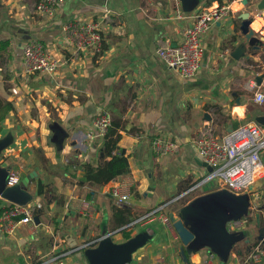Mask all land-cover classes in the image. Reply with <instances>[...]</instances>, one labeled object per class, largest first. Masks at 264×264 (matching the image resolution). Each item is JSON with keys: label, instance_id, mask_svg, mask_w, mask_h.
<instances>
[{"label": "crops", "instance_id": "1", "mask_svg": "<svg viewBox=\"0 0 264 264\" xmlns=\"http://www.w3.org/2000/svg\"><path fill=\"white\" fill-rule=\"evenodd\" d=\"M194 1L188 10L180 0L179 17L173 0H63L50 17L36 10L38 0H0V99L13 105L0 123V140H7L0 165L21 180L29 178L27 191L40 218L13 234L0 230V264H45L51 256L96 264L92 251L103 240L122 245L140 238L127 264H160L161 259V264H245L255 244L264 246L247 237L222 255L208 243L184 245L176 229L156 217L137 222L193 183L200 185L186 196L189 203L217 189L197 135H222L234 118L241 125L264 112V102L255 100L264 77L261 85L254 81L264 75V42L254 49L241 32L238 15L249 8L242 0H218L229 1L231 10L204 34L202 66L194 76H181L157 55L160 44L179 41L193 16L214 2ZM237 4L243 8H234ZM73 18L99 24L102 52L73 49L62 31ZM30 39L43 41L59 56L56 72L25 71L23 46ZM236 106L244 107L242 115L234 113ZM103 107L118 123L120 150L129 155L131 171L106 184L81 183L82 163L102 160L103 139L90 135ZM157 138L173 140L178 148L159 153L153 146ZM261 157L264 162V149ZM120 181L127 185V204L135 215L123 226L129 239L113 215V205L121 203L110 192ZM255 188L263 192L264 174ZM9 201L0 195V211ZM182 206L174 202L166 211L179 214ZM261 214L264 223V209Z\"/></svg>", "mask_w": 264, "mask_h": 264}, {"label": "built area", "instance_id": "2", "mask_svg": "<svg viewBox=\"0 0 264 264\" xmlns=\"http://www.w3.org/2000/svg\"><path fill=\"white\" fill-rule=\"evenodd\" d=\"M62 1L38 0L36 10L47 16L55 17ZM173 1L177 15L182 17L180 0ZM230 10L231 3L229 1L200 9L182 29L179 41L173 44H160L157 47V55L169 69L178 72L181 76L186 78L194 76L202 66L204 55L202 38L204 34L216 20L226 16ZM62 31L76 52L91 50L94 53H100L103 50L104 36L99 24L93 20L73 18L63 24ZM23 50L22 62L28 73L52 74L62 64L59 56L39 39L27 40ZM257 91L264 93V88L257 89ZM93 121L94 130L90 136L104 139L112 124L110 111L105 107L101 108ZM195 142L201 158L213 166L209 178L218 179L217 188H227L235 193L249 192L251 194L252 207L249 213L226 222V227L230 231L245 227L251 222L260 202L261 192L255 188V184L264 174V162L261 157V150L264 149V127L257 122H247L222 135L201 132L197 135ZM153 146L159 153H166L178 148L175 141L162 138L153 140ZM20 181L21 178L17 172L9 171L6 180L7 186H12ZM199 185L194 183L174 196L171 201L163 202L155 209L148 211L137 222L156 217L167 228H174L168 211H166L167 206L194 192ZM126 186L124 181L116 182L112 186L110 193L117 203L127 202L130 199V192L125 190ZM251 186L252 189H250ZM37 209V204L32 201L25 204L9 201L0 211V230L6 234L15 233L22 225L34 222ZM263 260L264 246L259 241L246 255L245 264H260ZM159 263H162V259L159 260ZM45 264L69 263L61 257L51 256L45 261Z\"/></svg>", "mask_w": 264, "mask_h": 264}, {"label": "water", "instance_id": "3", "mask_svg": "<svg viewBox=\"0 0 264 264\" xmlns=\"http://www.w3.org/2000/svg\"><path fill=\"white\" fill-rule=\"evenodd\" d=\"M213 5L218 3V0H213ZM185 9H191L195 4L194 0H182ZM242 3L249 7L239 13L240 29L246 36L248 44L254 49H260L261 43L264 42V24L259 28H253L252 24L260 17L264 19V13L254 16V10L264 9V0H242ZM262 74L255 76V83L261 85L263 83ZM207 115V114H206ZM210 118V116H206ZM257 123L264 126V112H260L254 116ZM240 125L239 119H233L230 124L231 131ZM7 140H0V150L5 146ZM125 153V149L122 150ZM205 165L208 169H213V166L206 161ZM9 173L8 167L0 165V195L6 199L17 203H28L32 201V196L27 191L28 177L23 178L19 183L12 186L6 185L7 176ZM253 187L251 186L250 189ZM261 192V191H260ZM252 207V198L249 192L235 193L227 188H217L213 191L197 196L192 204L183 206L181 213L175 211L168 212L169 217L176 229L181 241L184 245L189 244H211L214 249L218 250L222 255H227L231 252L234 242L237 239V233L230 231L226 227V222L230 219H238L249 213ZM264 209V189L260 194V202L258 209L255 211V221L259 226L258 240L264 241V223H262L261 210ZM39 214L34 215V221L39 223ZM141 242L140 238L129 240L125 244L115 245L109 240H103L101 248L95 249L92 252L97 255L96 264H127L129 253Z\"/></svg>", "mask_w": 264, "mask_h": 264}, {"label": "trees", "instance_id": "4", "mask_svg": "<svg viewBox=\"0 0 264 264\" xmlns=\"http://www.w3.org/2000/svg\"><path fill=\"white\" fill-rule=\"evenodd\" d=\"M12 108L11 102L0 99V123ZM120 138L121 133L118 123L112 121L108 133L103 139L102 160L96 163H82L84 173L80 178L81 183L106 184L130 173L131 164L129 155L122 153L120 150ZM131 209V206L127 202L113 205V215L116 219L117 227H123L135 219V215L131 212ZM38 212L39 208L37 209ZM122 230L125 233L124 237L129 239L130 233L127 232L126 227H123Z\"/></svg>", "mask_w": 264, "mask_h": 264}, {"label": "rangeland", "instance_id": "5", "mask_svg": "<svg viewBox=\"0 0 264 264\" xmlns=\"http://www.w3.org/2000/svg\"><path fill=\"white\" fill-rule=\"evenodd\" d=\"M244 7H246L245 5H244ZM194 184V183H193ZM193 184H191V185H193ZM191 197V196H190ZM189 200L190 199H188L187 197H184V198H182V199H180L179 201H177V202H179V204H183L184 206H187V205H191L192 204V202H190L189 203ZM171 201V200H170ZM33 202V201H32ZM174 202H171L167 207H169V206H172V204H173ZM183 207V206H182ZM174 211V210H173ZM254 221H255V217H253L252 218V220H251V222L249 223V224H247L245 227H242V228H240V229H237L236 231H235V233H237V239H236V241L237 242H240L241 240H244L245 238H247V237H254L253 239H251V240H254V239H257V234H258V230L257 229H253V227L255 226V223H254ZM253 222V223H252ZM252 229H253V235L251 234V231H252ZM250 230V231H249Z\"/></svg>", "mask_w": 264, "mask_h": 264}, {"label": "clouds", "instance_id": "6", "mask_svg": "<svg viewBox=\"0 0 264 264\" xmlns=\"http://www.w3.org/2000/svg\"><path fill=\"white\" fill-rule=\"evenodd\" d=\"M234 8H243V5L237 4V5H234ZM261 24H264V19L257 17V19L253 22L252 27L253 28H259ZM255 99L257 102L264 101V93L257 91Z\"/></svg>", "mask_w": 264, "mask_h": 264}, {"label": "bare ground", "instance_id": "7", "mask_svg": "<svg viewBox=\"0 0 264 264\" xmlns=\"http://www.w3.org/2000/svg\"><path fill=\"white\" fill-rule=\"evenodd\" d=\"M243 109H244V107H242V106H236L235 108H234V113H239V114H243Z\"/></svg>", "mask_w": 264, "mask_h": 264}]
</instances>
